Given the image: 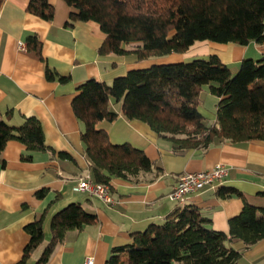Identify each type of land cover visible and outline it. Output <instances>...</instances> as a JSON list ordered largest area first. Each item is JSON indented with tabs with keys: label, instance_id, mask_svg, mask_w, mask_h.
I'll return each instance as SVG.
<instances>
[{
	"label": "trees",
	"instance_id": "trees-1",
	"mask_svg": "<svg viewBox=\"0 0 264 264\" xmlns=\"http://www.w3.org/2000/svg\"><path fill=\"white\" fill-rule=\"evenodd\" d=\"M3 0H0V5ZM73 20H93L104 39L100 53L133 52L139 60L183 52L196 40L264 46V0H65ZM27 11L45 20L54 14L49 0H28ZM26 47L40 59L41 40L35 33L26 36ZM47 79L65 82L67 75L57 73L45 62ZM207 89L217 97L215 120L207 123L198 110L201 94ZM110 100L120 103L127 119L147 123L158 135L170 141L171 150L206 149L213 143H238L251 139L264 141V55L244 57L238 69L230 67L216 54L188 60L153 63L131 68L112 81L90 77L76 86L71 105L82 123L80 132L85 155L92 166V177L109 184L112 176L152 180L161 172L140 147L129 142H113L98 126L112 120L117 112ZM12 111H0V153L9 139H17L30 160L31 152L49 150L58 157L71 158L45 141L40 120L25 116L19 124L9 123ZM221 197L242 198L241 210L228 218V231L209 226V217L189 204L177 206L161 221L130 233V242L111 248L105 264H235L241 250L231 242L241 240L243 249L264 237V207L258 208L237 188L219 185ZM44 194V189L37 191ZM95 214L78 201L56 211L50 219L51 237L34 264H46L54 246L70 231L93 223ZM29 239L15 264H25L43 242V215L26 223Z\"/></svg>",
	"mask_w": 264,
	"mask_h": 264
},
{
	"label": "crops",
	"instance_id": "crops-1",
	"mask_svg": "<svg viewBox=\"0 0 264 264\" xmlns=\"http://www.w3.org/2000/svg\"><path fill=\"white\" fill-rule=\"evenodd\" d=\"M54 14L45 20L27 11L28 0H3L0 5V111H12L9 123L19 124L25 116H36L42 125L45 141L56 150L66 151L71 158L58 157L49 150L31 152L30 160L20 158L25 146L9 139L0 153V264H15L22 256L29 239L24 225L43 215L44 239L25 264H34L45 243L50 239L52 215L67 203L80 202L95 214V221L73 230L52 249L46 264H78L92 257V264H105L114 246L131 240L130 233L143 230L151 222H159L171 210L184 204L198 207L209 217V226L228 231V218L243 205L236 195L221 197L216 188L229 185L242 191L249 202L264 207V141L251 139L238 143H213L206 149L171 150L170 141L158 135L147 123L127 119L120 103L110 100L117 112L112 120H101L111 141L129 142L144 150L161 172L149 180H132L112 176L109 180L115 200L107 204L86 191L75 190L76 181L86 173L93 174L85 155L80 132L82 123L75 116L71 101L76 86L87 78L110 82L131 68L147 67L153 63L188 60L195 56L216 54L230 68L237 69L244 57L264 55V46L255 41L246 44L196 40L183 52L139 60L135 53H100L104 39L99 24L93 20H73L71 6L65 0H49ZM35 33L41 40L40 59L26 47V36ZM45 62L69 79L60 82L47 79ZM211 102L206 106V102ZM217 97L204 89L198 110L207 123L215 120ZM221 162L227 175L215 186L205 185L191 193L184 202L169 199L176 177L184 171L210 169ZM44 189L43 195L37 191ZM231 246L241 250L235 264H264V237L243 249L241 240Z\"/></svg>",
	"mask_w": 264,
	"mask_h": 264
},
{
	"label": "built area",
	"instance_id": "built-area-1",
	"mask_svg": "<svg viewBox=\"0 0 264 264\" xmlns=\"http://www.w3.org/2000/svg\"><path fill=\"white\" fill-rule=\"evenodd\" d=\"M227 172V166L221 162L215 163L210 169L181 172L177 175L175 185L168 193V197L173 201L182 203L191 193L198 191L205 185L215 186L216 183H220L227 175ZM73 188L79 191H86L107 204L115 202L109 184L94 180L90 173L80 177ZM92 262V257L87 256L78 264H92Z\"/></svg>",
	"mask_w": 264,
	"mask_h": 264
},
{
	"label": "rangeland",
	"instance_id": "rangeland-1",
	"mask_svg": "<svg viewBox=\"0 0 264 264\" xmlns=\"http://www.w3.org/2000/svg\"><path fill=\"white\" fill-rule=\"evenodd\" d=\"M238 66H239V64H238ZM234 67H231L230 69H231V71H232V73H235L236 72V70L238 69V67H237V69H233ZM212 103L211 102H206V106L208 107V106H210ZM205 121H208V119H205Z\"/></svg>",
	"mask_w": 264,
	"mask_h": 264
}]
</instances>
